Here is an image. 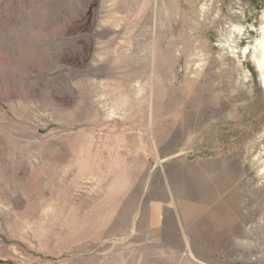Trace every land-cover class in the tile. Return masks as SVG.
Wrapping results in <instances>:
<instances>
[{"label": "rangeland", "instance_id": "374dc122", "mask_svg": "<svg viewBox=\"0 0 264 264\" xmlns=\"http://www.w3.org/2000/svg\"><path fill=\"white\" fill-rule=\"evenodd\" d=\"M263 31L264 0H0V264H264Z\"/></svg>", "mask_w": 264, "mask_h": 264}, {"label": "bare ground", "instance_id": "6f19581e", "mask_svg": "<svg viewBox=\"0 0 264 264\" xmlns=\"http://www.w3.org/2000/svg\"><path fill=\"white\" fill-rule=\"evenodd\" d=\"M251 57H253L254 65H256L260 72V77L264 86V31L262 32V37L256 43L253 55Z\"/></svg>", "mask_w": 264, "mask_h": 264}]
</instances>
